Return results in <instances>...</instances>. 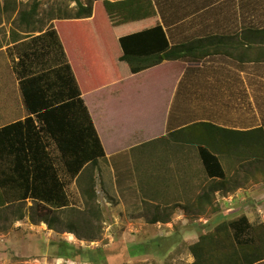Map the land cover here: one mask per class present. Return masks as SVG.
I'll use <instances>...</instances> for the list:
<instances>
[{"label": "crops", "instance_id": "crops-1", "mask_svg": "<svg viewBox=\"0 0 264 264\" xmlns=\"http://www.w3.org/2000/svg\"><path fill=\"white\" fill-rule=\"evenodd\" d=\"M152 1L158 24L166 32L169 44L189 45V57L165 60L138 73H128L120 64L117 69L121 70L95 68L93 58L88 59L82 49V78L92 93L90 98L82 96L105 150L96 168V190L105 228L120 234L121 242L126 240L124 250L135 259L165 257L167 264H185L195 259L189 245L223 220L244 214L250 223L264 224V180L254 179L253 169L248 170L252 167H242L244 162L249 164L248 160L233 162L231 166L238 178L224 188L222 178L208 175L199 144L189 140L186 133L178 132L198 121L235 130L264 126L263 123L254 125L253 118H236L227 125L213 119L204 109L222 104L223 97L238 101L250 96L253 101L255 89L263 87L264 82H256L255 64L264 63V33L258 32L264 29V0ZM25 5L22 0H12L7 6L0 1V128L30 115L14 64L23 54L24 44L48 28L31 32L26 24L20 23L18 13ZM61 20L55 17L49 22V26L56 28L60 40L58 23ZM136 23V16L120 19V24L126 27ZM69 42L72 49L73 43L77 44L76 40ZM65 51L79 81L70 52ZM201 53L206 54L194 58ZM41 55L37 51V58L33 60L36 70L44 68L47 61ZM133 79L140 80L131 85L129 81ZM129 86L133 89L128 90ZM197 105L203 108L200 110ZM159 114L162 129L153 125ZM157 145L164 146L171 154L162 161L166 164L164 179H156L154 162L149 161L144 166H136L139 180L135 183L136 189H132L133 183L126 174L130 168L129 156L134 161L142 159L150 152H158ZM175 154H179V159ZM116 168L120 170V178L111 172ZM25 223L31 228L47 227L46 223H32L29 217L15 222V226ZM149 234L154 236L146 243ZM68 235L74 241L77 238L74 233L68 232ZM130 237L132 240L127 241ZM63 242L68 247L74 246ZM162 246L165 249L158 254L156 250ZM58 258L75 262L72 256ZM254 264H264V259Z\"/></svg>", "mask_w": 264, "mask_h": 264}, {"label": "trees", "instance_id": "trees-1", "mask_svg": "<svg viewBox=\"0 0 264 264\" xmlns=\"http://www.w3.org/2000/svg\"><path fill=\"white\" fill-rule=\"evenodd\" d=\"M3 1L5 6L12 3V0ZM73 1L76 2L75 11L57 18L76 19L69 23L93 21L98 9L101 13L104 9L110 40L116 47L117 43L120 45L119 60L129 64L128 73H138L165 60L185 59L191 54L189 45L169 44L166 32L158 24L152 0ZM39 6V0H34L30 8L18 13L19 22L26 24L31 32H43L47 26L36 18ZM124 16H136L137 23L128 27L120 24ZM47 27L44 33L24 44L23 54L14 64L30 115L0 128V222L10 220V216L13 223L29 217L34 224L46 223L50 229L75 233L80 240L96 241L98 234L91 232L90 219L82 222L86 232L81 233L74 222L64 224L61 216L67 209H75L69 207L67 193L75 180L81 187L86 209L98 221L103 220L96 190V168L105 150L82 96L85 92L67 59L65 49L68 47L60 40L54 25ZM258 32L264 33V29ZM76 46L86 52L84 44L77 42ZM54 49L56 64L52 65L49 54ZM37 51L47 57L40 70L33 67ZM117 53L116 49L115 56ZM85 54L89 59V54ZM178 132L186 133L189 140L199 144L200 157L208 175L222 178L224 188L231 184L225 161L231 166L236 160H248L249 164L244 162L242 167H252L248 170L253 169L254 177L255 171H264L263 125L235 130L198 121ZM52 143L58 146L60 156L54 155ZM234 177L231 178L233 181L238 174ZM28 201L32 202L29 207ZM62 244L69 248L66 243ZM70 249H73L71 254L61 252L60 255L74 257L82 253L89 262L101 264L100 256L91 248L73 246ZM189 250L195 259L185 264H254L264 259V224L250 223L244 214L223 220L201 234L189 245Z\"/></svg>", "mask_w": 264, "mask_h": 264}, {"label": "rangeland", "instance_id": "rangeland-1", "mask_svg": "<svg viewBox=\"0 0 264 264\" xmlns=\"http://www.w3.org/2000/svg\"><path fill=\"white\" fill-rule=\"evenodd\" d=\"M22 1L26 3V8H29L34 2V0ZM83 1L87 2V0ZM40 3L41 5L39 7L37 16L38 18H41V22L46 19L47 26H49L51 18L74 12L76 8V3L73 0H41ZM98 10V15L93 21L84 20L82 22L69 23L75 21L76 19H62L58 23L62 41L64 40L66 43V46L68 47L67 50H69L70 56L72 57L71 60L73 62V66L76 68V73L78 76L77 78L79 80L78 82L81 89L85 92V96L88 98H90L89 96H91L92 93L88 91L86 82L84 78H82L83 71L81 70L82 62L80 63V52L83 50L77 49L78 47H75L73 43V49H77L76 53L70 47L69 40L73 42L76 40L77 42L85 45V50L88 52L89 56L91 58L97 59H92V65L95 68L100 69L105 67L107 70L108 67H110L112 70L113 68L115 70H121L117 69V66L120 67V65H123L130 71L129 64L119 60V55L122 52L120 45L117 43L116 47L114 42L110 40L111 33L108 30V17L106 16V13H104V9L103 13H101L102 11L100 9ZM110 28L114 33V30L111 26ZM115 37L113 38V41H115ZM116 49L118 50V53L115 56ZM55 56L56 54L54 49L49 54V62H52V65L56 64ZM255 68L256 82H264V63H256ZM2 73L5 76L7 75L5 72ZM7 79L8 83L10 84L9 77H7ZM137 80L140 79H133L129 82L131 85H133L136 84L135 82ZM131 89L133 88L129 86L128 90ZM99 96L101 97L102 93H100ZM253 97V101L251 100L250 96L249 98L243 96L238 101L237 99L229 101L223 97L222 104L215 106L209 105L207 107L205 106L204 109L210 113V116L213 117V119L227 125H230V123H232L236 118H253L255 119L254 125H258L260 123L264 124V85L263 87H258L255 89V94ZM199 107L200 110L203 108L202 106H196V108ZM97 119L98 121H101L100 118ZM153 125L158 129H162L160 114L158 115L157 119L153 121ZM155 148H158V152H150L149 156H146L142 159H136V161L132 159V155H128L130 158V168L126 174L129 177V181L133 183L131 184L132 189H136L137 184L135 183H137L139 180L138 176L136 175V166H139L140 164L144 166V164L149 161L154 162L156 179H164L165 174L163 171L166 169V164H164L162 161H166V159L170 158L171 154H169L164 146L157 145ZM51 149L54 155H61L58 146L53 145V143ZM175 156L176 159H179L180 157L179 154H175ZM157 163L160 165H157ZM225 164L227 167H231L228 175L229 179L233 180L231 178H235L234 176L237 174V172H235L233 166H229L226 161ZM101 168L106 173L107 170L105 169L104 162H101ZM111 172L114 177H121V173L118 168ZM255 173V180H264V171L261 173L259 171H255ZM67 193L70 200L69 207H73L75 209L73 211L71 209H67V212L61 216L64 224L69 223V221L74 222L78 226L81 233H85L86 228L82 222H84V219H90L93 224L90 226L91 232L98 234L97 240H80L74 233L77 237L74 241L72 240V237L68 235L67 231L59 232L55 229H50L47 224V227L39 223V225H42L41 227L31 228L25 223L17 227L15 226V222H12V216H10V220H3L0 222V264H93L91 262H85V257L82 253L74 256L75 262L73 263L63 260L62 258H58L61 252L70 254L73 252V249H70V247L67 248L62 244L63 241L69 243L71 242V244L74 246L80 247L82 249L91 248L95 250L94 252L97 254V256H100L101 264H167L165 257L154 258L152 256H142L135 259L131 256L127 249L124 250V241L126 240L121 242L120 234H113L109 232L102 223V220L98 221L97 218L92 216L86 209L85 198L83 196L81 187L79 186V183H76L75 180L72 187L68 189ZM31 205L32 202L28 201L27 207ZM152 236H154V234H149V237H146V243L153 239ZM168 239L169 238H166V240ZM130 240H132V237H130L127 241ZM165 242L166 241H163V243ZM19 246L22 249H20ZM164 249L165 248L162 246V248L157 249L156 252L160 254L162 251H164Z\"/></svg>", "mask_w": 264, "mask_h": 264}]
</instances>
